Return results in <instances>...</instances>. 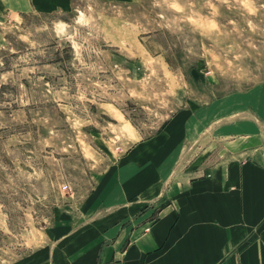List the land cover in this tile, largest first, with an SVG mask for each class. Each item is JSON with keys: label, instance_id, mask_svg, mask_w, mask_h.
I'll return each mask as SVG.
<instances>
[{"label": "rangeland", "instance_id": "374dc122", "mask_svg": "<svg viewBox=\"0 0 264 264\" xmlns=\"http://www.w3.org/2000/svg\"><path fill=\"white\" fill-rule=\"evenodd\" d=\"M176 114L177 163L264 130V0H0V264Z\"/></svg>", "mask_w": 264, "mask_h": 264}, {"label": "crops", "instance_id": "0c3cea01", "mask_svg": "<svg viewBox=\"0 0 264 264\" xmlns=\"http://www.w3.org/2000/svg\"><path fill=\"white\" fill-rule=\"evenodd\" d=\"M189 123L176 114L136 142L78 211L60 210L46 244L7 264H264V130L228 122L221 147L177 163Z\"/></svg>", "mask_w": 264, "mask_h": 264}]
</instances>
